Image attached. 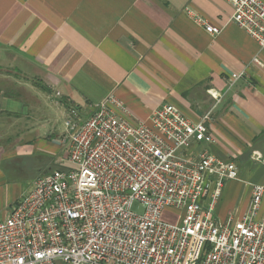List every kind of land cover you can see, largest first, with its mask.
Masks as SVG:
<instances>
[{
    "label": "crops",
    "instance_id": "1",
    "mask_svg": "<svg viewBox=\"0 0 264 264\" xmlns=\"http://www.w3.org/2000/svg\"><path fill=\"white\" fill-rule=\"evenodd\" d=\"M232 13L225 0H0V215L58 168L49 118L83 120L113 94L133 123L165 104L193 123L209 114L213 141L188 154L236 166L214 216L241 218L264 187V48Z\"/></svg>",
    "mask_w": 264,
    "mask_h": 264
},
{
    "label": "built area",
    "instance_id": "2",
    "mask_svg": "<svg viewBox=\"0 0 264 264\" xmlns=\"http://www.w3.org/2000/svg\"><path fill=\"white\" fill-rule=\"evenodd\" d=\"M225 1L264 48V0ZM130 118L110 94L87 118L65 121L66 164L0 215V264H264V224L255 219L264 187L253 188L241 218L220 221L215 206L236 166L205 150L188 154L193 143L213 141L209 114L193 123L165 104L148 123Z\"/></svg>",
    "mask_w": 264,
    "mask_h": 264
},
{
    "label": "rangeland",
    "instance_id": "3",
    "mask_svg": "<svg viewBox=\"0 0 264 264\" xmlns=\"http://www.w3.org/2000/svg\"><path fill=\"white\" fill-rule=\"evenodd\" d=\"M67 119V115L61 111L59 113H54L52 115V117L49 118L50 121V126L48 127V129H51V133H50V137H52L54 140H60V137L62 135H64L65 133V125L64 122ZM53 151L56 154V158L59 161L63 162V164H66V159H65V151L63 148L61 147H53ZM56 167V166H55ZM30 173H27L23 176V184H28L31 176ZM132 212L136 213V214H142L143 213V209L142 207L138 204V203H134L133 207H132ZM165 220L168 221H174V216L169 214V216L165 215L164 216Z\"/></svg>",
    "mask_w": 264,
    "mask_h": 264
}]
</instances>
